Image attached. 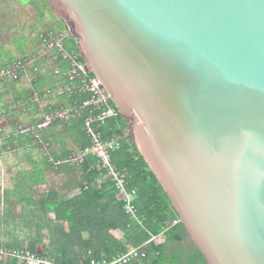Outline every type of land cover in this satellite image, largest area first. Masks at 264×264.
Masks as SVG:
<instances>
[{"label": "water", "instance_id": "95a60500", "mask_svg": "<svg viewBox=\"0 0 264 264\" xmlns=\"http://www.w3.org/2000/svg\"><path fill=\"white\" fill-rule=\"evenodd\" d=\"M209 264H264V0H48Z\"/></svg>", "mask_w": 264, "mask_h": 264}, {"label": "trees", "instance_id": "16d2710c", "mask_svg": "<svg viewBox=\"0 0 264 264\" xmlns=\"http://www.w3.org/2000/svg\"><path fill=\"white\" fill-rule=\"evenodd\" d=\"M17 1L23 4L48 2ZM72 46L80 53L74 40ZM35 89L44 90L37 84ZM19 94L16 100L29 99L26 90H21ZM29 111H34L33 115H36L37 105L29 102ZM14 114H19L24 121L21 112L11 115ZM40 117L29 116L27 121L34 122ZM83 125L84 119L81 118L68 122L66 127L72 132L77 145L86 147L89 140L82 130ZM120 126H127L124 118L108 122L111 130L119 129ZM5 142V149L8 145L20 147L22 142L31 143L28 135L14 136L13 140L7 139ZM56 142L61 154L53 148L54 159L67 158L72 150L61 137H57ZM4 158L11 161L9 174L16 179L8 184L5 199L0 201V246L22 248L28 243L30 249L36 251L41 245L44 247L43 255L54 258L58 264H90L92 260L111 262L129 249L140 246L152 235L159 234L166 221L178 216L169 195L134 141H123L114 153L113 160L119 168L128 170L130 186L138 189L137 216L143 219L142 224L126 212L125 202L118 198L117 190L110 180L100 189L95 186L84 188V181L92 183L100 175V172L91 170L96 162L94 156L86 158L80 166L63 164L57 170L44 151L32 145L24 150L7 153ZM1 169L0 164V176ZM51 170L56 174H66V188H80L81 192L73 198L61 200L59 190L49 189L37 197L35 187L47 182V174ZM50 213H54L55 217L51 218ZM188 235V230L180 223L169 230L167 240H181ZM162 247L156 246L153 252H160ZM200 253L205 258L202 251ZM8 262L18 263L15 259Z\"/></svg>", "mask_w": 264, "mask_h": 264}, {"label": "built area", "instance_id": "2783aa9c", "mask_svg": "<svg viewBox=\"0 0 264 264\" xmlns=\"http://www.w3.org/2000/svg\"><path fill=\"white\" fill-rule=\"evenodd\" d=\"M72 40L80 48L79 37L71 31L46 29L40 35V48L37 52L19 57L0 68V83L8 87L20 83L30 88L29 99L8 102L0 113L2 117L17 109L26 110L29 102L37 105L41 116L34 122H18L13 132L4 135V139L9 140H13L14 136L28 135L31 142H22L20 147L8 145L6 152L12 153L24 150L30 145L35 146L44 151L56 170L63 164L80 166L86 158L94 156L96 162L91 170L100 172V175L92 183L84 181V188L95 186L100 189L110 180L117 190L118 198L125 202L126 212L142 224L143 219L137 216L138 189L130 186L128 170L119 168L113 160L114 153L123 141L135 142L131 123L116 106L101 79L91 70L82 52L78 53L73 48ZM42 64H46L55 75L62 77L63 82L46 87L43 91L36 90L35 84L43 75ZM81 118L84 119L82 130L89 145L78 146V150L67 158L54 159L53 144L48 140L47 131L53 126ZM119 118H124L127 126L111 130L108 122ZM180 223L182 220L179 215L173 217L164 223L159 234L152 235L140 246L129 249L111 262L92 260L91 264H131L146 259L150 244L165 240L169 230ZM10 259H15L20 264H58L55 259L31 250L28 245L22 248L0 246V261L7 262Z\"/></svg>", "mask_w": 264, "mask_h": 264}, {"label": "crops", "instance_id": "0c3cea01", "mask_svg": "<svg viewBox=\"0 0 264 264\" xmlns=\"http://www.w3.org/2000/svg\"><path fill=\"white\" fill-rule=\"evenodd\" d=\"M18 4L21 7H26V6L36 7L37 9H39L41 11L40 12L41 16H44L46 11L52 12V10H53L50 2H34V3L30 2L27 4H23L21 2H18ZM46 27H47V25H46ZM46 29H51V28L47 27ZM41 33H40V35H41ZM40 35H39V37L32 38L31 43L28 44V49L26 48L24 53L21 56H18V57L14 56L13 52H11L12 50H10V49H9L8 53L4 54L1 52V49H0V68L8 65L9 63H11L12 61H14L15 59H17L19 57H22L25 55H30L33 52H37L40 48ZM42 65H44L43 66L44 67L43 75H42V79L37 80V82H36L37 85H41V87H43V89H44L46 87H49L52 85L55 86L56 84L63 82L62 77L55 75L51 68H48L46 66V64H42ZM17 84H14V86H16ZM7 88H9V87L6 86L5 84L0 83V95H2V98L4 97L5 93L7 92V90H6ZM2 98L0 97V100ZM2 101H0V103H1L0 105H2V107L0 109V113L2 110H4L6 108V106L8 104L7 102H4V101L2 102ZM26 111H27V107H26ZM29 112H32V111H29ZM13 113H17V111L15 110V111H12L11 113H7L8 116H6V117L3 116L4 120L0 116V164L2 166L1 171L7 172V174L2 173L0 176V201H3L5 199V195L7 193L6 188H7L8 184L11 181H15L14 178L16 179V177H11V175L9 174L11 169H12L11 164H10L11 161L5 160V158H4V156L7 154V152H6L7 149H5V147H4V145H6L5 141L7 139H4V135L6 133L13 132L16 129L18 122H21V123L23 122V120L21 119L19 114L11 115ZM36 115L40 116V114L38 113V110H37ZM36 115H31V116L33 117ZM1 119H2V121H1ZM11 127H14V129H11ZM47 135H48L47 136L48 139L50 138V140H52L53 147L58 154H61V150H59L60 149L59 145L56 142L57 137H61L64 140V142L66 143V145L72 150V152L78 150V145H77L76 141L74 140V137L72 136V132L70 130H68V128L66 127V124L56 125V126L51 127L47 131ZM50 172H54V171H52V170L48 171L47 182L40 184V185H37L35 187L34 192H35V195L37 197L40 196L41 194L47 192L49 189L59 190L61 200L70 199V198H73L74 196H76L73 194L74 189L66 188L65 185H64V188H62V189L58 188L56 186H52L51 185V178L49 177ZM54 173L56 174V172H54ZM57 175H63V173H60ZM64 176H66V175L64 174ZM77 189H80V188H76L75 190H77ZM68 193H70L71 196ZM50 217L54 218L55 217L54 213H50ZM151 244H150L149 249H148V251H151L149 254L150 255L149 258L138 260V261H135L131 264H209L208 261L206 263L205 258L201 255V253H200L201 250L197 246L195 241L193 239H188L187 236L181 240H167V237H166V239L163 240L162 242L151 243ZM26 245H28V243H26ZM159 245L163 246L162 250L160 252L156 251L154 253L153 250H155V247L159 246ZM43 250H44V247L39 245L38 249L36 251L43 254V252H44ZM77 253H79V252H77ZM0 264H9V262L3 261ZM17 264H20V263L18 262Z\"/></svg>", "mask_w": 264, "mask_h": 264}, {"label": "rangeland", "instance_id": "374dc122", "mask_svg": "<svg viewBox=\"0 0 264 264\" xmlns=\"http://www.w3.org/2000/svg\"><path fill=\"white\" fill-rule=\"evenodd\" d=\"M40 12L41 11L34 6H19L17 0H0V49L2 53H8L10 49L14 56H21L25 49H28V44L31 43L32 38L39 37L40 33L47 27L54 31H71L70 26H73V22L70 20L63 18L53 10L52 12L46 11L44 16H41ZM6 90L7 92L0 101L3 100L8 103L10 101H15L16 97L20 95L19 93L21 90H26L29 94L30 88L25 84L18 83L16 86H9ZM1 107L2 105H0V109ZM16 111L21 112L23 115L24 121L22 123H29L30 121H27L29 115L31 116L34 114V111L27 112L24 109H17ZM48 140L52 142L50 138ZM2 173L7 174V172L3 171L1 174ZM66 176H64V174L57 175L54 172H50L49 177L51 178V185L61 189L64 188L68 180V176ZM80 191V189L74 190L73 194L77 195ZM68 194L71 196L70 193ZM187 237L188 239H192L190 234Z\"/></svg>", "mask_w": 264, "mask_h": 264}]
</instances>
